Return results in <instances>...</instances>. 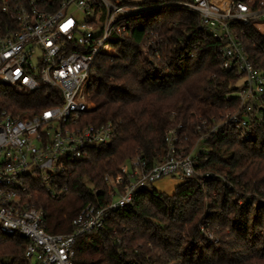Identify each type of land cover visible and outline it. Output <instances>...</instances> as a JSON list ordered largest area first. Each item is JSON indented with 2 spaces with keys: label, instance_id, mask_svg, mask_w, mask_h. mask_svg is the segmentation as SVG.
<instances>
[{
  "label": "trees",
  "instance_id": "16d2710c",
  "mask_svg": "<svg viewBox=\"0 0 264 264\" xmlns=\"http://www.w3.org/2000/svg\"><path fill=\"white\" fill-rule=\"evenodd\" d=\"M242 1L256 9L264 0ZM127 23L129 37L117 41L116 54L96 60L87 88L93 108L83 114L85 126H116L114 141L71 164L69 192L59 200L50 199L40 182H29L30 203L43 210L51 234H72V220L84 206L106 205L104 178L116 176L132 157L161 161L169 129L183 126L179 135L188 152L199 129L206 132L202 122L213 124L236 105L238 78L221 69L220 44L205 33L197 15L168 7ZM235 30L264 74V35L254 22ZM52 105L45 91L0 86L1 110L25 116ZM202 143L209 153L198 157L196 170L213 177L182 181L173 194L153 187L140 191L103 231L77 237L76 263L264 264V205L255 208L264 198V126L249 141L222 129ZM27 244L20 236L0 234V264H27Z\"/></svg>",
  "mask_w": 264,
  "mask_h": 264
},
{
  "label": "built area",
  "instance_id": "2783aa9c",
  "mask_svg": "<svg viewBox=\"0 0 264 264\" xmlns=\"http://www.w3.org/2000/svg\"><path fill=\"white\" fill-rule=\"evenodd\" d=\"M151 1L0 0V86L20 93L45 91L53 104L25 116L0 109V234L27 241V264H77V237L103 231L113 213L129 206L140 191L164 179L213 177L196 170L198 157L209 153L196 152L200 143L222 129L249 141L264 126V74L235 30L264 24V1L256 9L242 0ZM168 7L197 15L205 33L220 44L221 69L238 78L235 107L213 124L202 122L206 132L199 129L188 152L179 135L183 126L169 129L161 161L149 164L132 157L116 176L104 178L110 197L106 205L84 206L72 220V234L49 233L45 213L30 203L29 182H40L50 199L59 200L69 192L71 164L114 141L112 123L83 125V114L93 108L87 88L96 60L116 54L117 41L129 37V17Z\"/></svg>",
  "mask_w": 264,
  "mask_h": 264
},
{
  "label": "rangeland",
  "instance_id": "374dc122",
  "mask_svg": "<svg viewBox=\"0 0 264 264\" xmlns=\"http://www.w3.org/2000/svg\"><path fill=\"white\" fill-rule=\"evenodd\" d=\"M144 1L145 0H132V2L137 3V4H141ZM256 29L259 33H263L264 32V24H260L258 26L256 25ZM192 149H193V147H192ZM208 151H209L208 146L203 144V143L199 144V146L196 150V152H208ZM128 168H129V170L131 169L130 164H129ZM152 187L155 190H157L158 192L168 194L172 190L173 184H172V181H170V180H163V181H160V182L154 184ZM263 205H264V198L259 199L258 202H256L255 208L261 207Z\"/></svg>",
  "mask_w": 264,
  "mask_h": 264
},
{
  "label": "crops",
  "instance_id": "0c3cea01",
  "mask_svg": "<svg viewBox=\"0 0 264 264\" xmlns=\"http://www.w3.org/2000/svg\"><path fill=\"white\" fill-rule=\"evenodd\" d=\"M164 180H170V181H172V184H173L172 190L168 194H173L175 189L182 183V181L176 180V179H164ZM161 181H163V180H161ZM158 182H160V181H158Z\"/></svg>",
  "mask_w": 264,
  "mask_h": 264
}]
</instances>
